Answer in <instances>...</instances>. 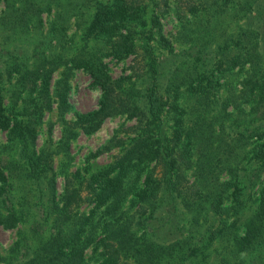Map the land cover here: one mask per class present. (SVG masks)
<instances>
[{
    "label": "trees",
    "instance_id": "obj_1",
    "mask_svg": "<svg viewBox=\"0 0 264 264\" xmlns=\"http://www.w3.org/2000/svg\"><path fill=\"white\" fill-rule=\"evenodd\" d=\"M73 70L99 97L65 120ZM120 117L56 194L55 155ZM1 134L0 228L26 229L0 264H264V0H0Z\"/></svg>",
    "mask_w": 264,
    "mask_h": 264
},
{
    "label": "rangeland",
    "instance_id": "obj_2",
    "mask_svg": "<svg viewBox=\"0 0 264 264\" xmlns=\"http://www.w3.org/2000/svg\"><path fill=\"white\" fill-rule=\"evenodd\" d=\"M103 1V0H99ZM164 32H170V23H164ZM69 32L68 34H70ZM129 65V61L125 63L117 64L114 62H107V68L112 77L121 75L122 70ZM57 78L53 75V81ZM67 103L70 107L69 112L65 115V120H72L74 113H87L96 107V103L99 97L98 90L91 87L88 76L81 70H73L72 75L68 81ZM43 124L40 126L37 132L36 147L41 148L43 145H47L50 142L52 146L59 143L61 129L58 124H53L51 130H48V122H55L54 113L46 115L43 119ZM129 122L124 118H113L106 120L99 130L92 135H79L77 139L68 145L67 154L69 160H65L61 154L55 155L53 159V171L56 180V194H59L62 186V175L64 173H71L75 170L84 174H91L98 171L104 165H106L111 157L116 153V150L107 153H101L95 158L91 157L96 151L103 149L107 141L111 138L114 131L118 130L122 125H128ZM13 155V150L6 144L5 136L0 135V159H8ZM264 177V176H263ZM264 180V178H263ZM21 181H15L14 186L16 189L15 197L20 195ZM26 224H22L18 227V230H3L0 228V255H4L7 249L17 239L18 231H25ZM165 232V231H164ZM216 253L208 259L218 258L219 256H225V253L220 251L219 246H215ZM89 256V252L86 253ZM255 259L250 261V264H255ZM88 264H91L90 262Z\"/></svg>",
    "mask_w": 264,
    "mask_h": 264
}]
</instances>
